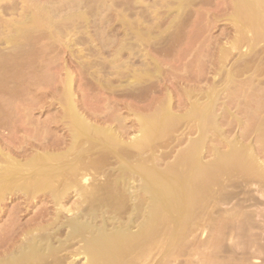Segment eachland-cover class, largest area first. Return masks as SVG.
<instances>
[{
    "label": "bare ground",
    "instance_id": "6f19581e",
    "mask_svg": "<svg viewBox=\"0 0 264 264\" xmlns=\"http://www.w3.org/2000/svg\"><path fill=\"white\" fill-rule=\"evenodd\" d=\"M113 1L114 0H112V2ZM134 1L139 2V0H134ZM177 1L178 2H175L177 3V5L175 4L176 6L173 7V9L176 10L177 12H180L182 11L181 8L183 7V5L186 2H189L190 0H177ZM77 2H80V4H82L81 1H77ZM231 3L233 5L232 9L234 12L232 11L233 13L230 17L231 18L230 20L235 23L234 25H236V28L238 29L239 32L238 34L241 35V39H244L247 42L246 44H248L247 46L248 50L246 52L247 55L248 54L252 55L251 53H253L254 49L257 47L258 50H262L261 47H264L263 46L264 45L263 44L264 0H233ZM55 7H58L60 9L61 6H55ZM74 10L75 9H73L72 11ZM176 14L177 17L180 15L179 13ZM82 15L80 16V18L83 17ZM40 16L41 15H39V17ZM39 17L37 18L40 19ZM43 17L45 16L43 15ZM48 20L49 19H45V22L43 23H46V21ZM38 24L36 25L38 26ZM59 25L62 24L60 23ZM154 28L155 27H153V30ZM131 30L129 31L131 32ZM138 30H139L138 32H140L141 34L139 33L137 34L139 35V38L141 36V39H139L136 33H134L137 32L135 30L132 32L135 34L134 36L136 38L133 37V33L131 32L132 38H135V41L138 38L140 42L141 41L147 42L148 44V41L145 40L143 41L142 38L144 35L147 34L148 36H144L143 39H146L145 37H147L146 40L148 39L152 40L151 33L154 31H150V29L148 30L149 32H151L149 33L151 37L148 38L149 34L147 33V30H144L143 32H141L142 30L140 29ZM161 33L163 32L161 31ZM251 34L252 36H250ZM160 35L161 34L156 36L160 37ZM125 36L126 37H124V39L126 38V40H128L129 42L130 36L127 37V34H125ZM157 39L160 38H156V40ZM132 40L134 39L130 38V42ZM135 41L132 42L136 44ZM245 41L242 43H245ZM241 42L238 44L240 45ZM123 43L126 44V42L121 43L123 48L125 49L124 47L125 44ZM260 43L262 44L261 46L259 45ZM128 44H130L131 47L130 45L126 44L127 47L129 46L130 48H126L125 52L124 50L122 51L121 49L118 50L119 51L121 50L122 52L127 54L126 51H128V49H130V51L134 49L133 51L136 53L137 51V49L135 51L136 46L132 43H128ZM137 44H142V43L138 42ZM257 44L260 46V48ZM143 46L140 45L141 48H143ZM102 47L100 48L103 49ZM119 47H121V45ZM143 50L142 51L138 50L137 53L138 52L140 53V51L143 52ZM121 51L120 54L118 53V51L116 54H118V56H121L122 55ZM130 51H128L129 57H131L130 54L134 53L133 51H131L132 53ZM249 51L251 53H248ZM262 52H264V48L263 51H260V54L258 55L262 56L261 55ZM255 53H257V51H255ZM244 55L243 57H246ZM260 56L259 57L257 56V58H261ZM134 57L136 56L131 57L130 58L131 60L129 59L130 61L128 60V58H126L127 61H129L128 64L129 67L127 66L128 63L127 61L123 62L122 65H120V68L121 66L124 68L123 64L125 63L127 66L125 69L122 70L120 69V71H118L119 67L117 66L118 72L116 71V74L119 73L118 75L119 77L115 74V72L114 74L117 76L119 80H124L122 79L123 76L121 77L120 74L122 73L121 75H125L124 74L126 72L125 70H127V68L131 69L132 66L131 64H134L133 63ZM92 63L90 64L91 66L87 65L88 67L87 66L86 67L88 69L92 67L96 68V66L99 67L98 66L99 64L96 65V63L95 64L93 63L94 66H92L93 65ZM152 63H150L151 66L147 63L150 66L148 67L149 70H146V68L144 69V67H146V62L144 63L145 64L144 67H142V65L141 67L147 73L150 72V69L151 71L152 69L153 71H155V68L153 66L155 65V67H158V65L157 64L152 65ZM260 63L258 64L260 65ZM102 65L100 64V66ZM261 66L260 67L257 66L259 69L257 68L256 70L257 71L260 70ZM111 67L112 66H110V68ZM101 68L103 69L101 70ZM94 69L92 68L90 70H93L95 72ZM129 69L128 72L126 73L131 72ZM157 69L158 68H156V71L153 72L154 74H152V76L154 75L155 78L157 77L159 78L160 76L159 74H157L159 72ZM99 70L103 71L104 67L102 66L99 67L98 69L96 68V71ZM114 70H116L115 67ZM134 70L136 73L133 72L135 74L133 73L130 74L131 75L133 74L134 77L137 78L140 77L141 73L140 74L138 73V75L136 76L137 71L136 69ZM257 71L255 73L259 74V71L258 72ZM147 73L145 75H143L144 73H142L141 79L144 76L146 77ZM150 74L147 75V78H145V80L147 79L146 80L147 82L152 80L150 79V77H148L151 76ZM258 74H256L255 76H257ZM67 76L68 77L66 78V81L63 83V94L61 98L62 108L59 112V115L56 116V119L51 120V117H48L47 119H45L46 121L44 120L45 122L40 124V126L36 124L35 127H32L33 131H30L32 135L28 137L27 136L22 137L23 140L24 139L25 140L22 141L21 143L19 141L18 144L14 142L13 139L17 135L13 137L12 139L13 142H11L12 140L3 142L4 138L0 139V221L3 220L4 217L5 218L7 217L4 228L0 230V233L4 237L1 241L2 242L4 241V243H6L8 240L12 238V243L11 245H9L10 248L7 251H5L2 257H0V264H75V261H72L73 257L79 258L81 256L84 257V259H86V263L84 264H139V262H141L142 260H148L150 257H152V254L155 251L154 249L157 250L158 246L159 247L163 246L165 248V252L168 257L174 252L177 253L179 251L182 252L183 250H185V248H187L188 246L187 239L189 235L192 236V233L195 230L199 229V227H202L201 224L199 226V223L200 222L202 223L206 217H207L206 219L210 217L212 218L214 215L213 213L214 210L220 208V206L222 205L231 204L233 203V201L236 202L235 205L234 204L232 205L233 207L232 211L228 212L225 210L227 212L225 214L229 216L228 218L230 219L232 218L231 223L229 222V224L234 225L233 228L235 229V234H237L238 236L237 239L239 243H241L240 245H242L241 248L244 250V252L247 251V254L244 257V259L242 258L243 260H239L240 261L239 263L264 264L263 261L264 224L262 222L263 225L262 224L260 225L257 220V218H261V219L264 218V208L263 209L260 208V206L263 203L262 200H259L261 199L260 197H258V200H256L254 196L251 194L252 192L250 193L248 191V189L251 186L253 187L256 186L257 187L256 189H258L257 191L259 192L260 196L262 197V199L264 198V160H262L264 154V116H262V114H261L262 118L258 119L260 121L259 124L257 123L254 131H252L251 133L253 134V136L255 135L254 136L255 137L254 139L256 141L255 144L258 145V147H256L257 149L255 147L253 148V146L250 143H247L246 141L247 138L249 137L248 135L251 132L249 128L248 129L250 132L247 130V128H244L245 130L243 129L241 130L242 133L240 132L241 135L240 134L236 135L230 139L228 137L229 136L228 133H231L230 132L232 131L231 128H233L234 125L241 127L244 125V123H242V120L239 119V116L238 118L237 116L235 117L234 114L236 112L232 114L230 110H226L225 108L222 109L221 107L222 110L218 109L221 110L222 113H220V115L217 114L218 113L217 103L220 97V90L218 89L220 87L217 89L216 85L218 83L216 82L217 84L215 83L214 85L216 87L215 90L211 88V91L209 89L208 92L209 91L210 92L206 94L204 92L203 93L201 92L202 95L205 94V96L208 98L207 99L204 96L208 100L204 103L205 105L201 106L202 102L200 103L198 100L199 95L195 93L197 95L195 96V98L197 97V100L195 102L192 101L194 102V104L192 103L193 106L192 105L190 106L191 110L188 113L185 112V114L183 115L181 114L177 115L175 111L173 112L172 111L173 109H171L172 108L171 106L173 104L170 103L169 100L166 103L165 100L167 101V99L163 100V102L165 103L162 102L164 106L161 107V110L158 109L160 111L156 109L158 112H156V110L155 111L153 110L154 113L152 114L149 113L150 115L148 116H139L137 118L138 135L135 136L134 137L135 139L134 140L132 139V141H130L129 143L128 141L127 143H124L119 136L121 131H123V127L121 128L122 130L118 131L120 132L118 134L116 132L118 129L115 130L114 126L113 128H111V126L110 127L108 126L104 127L105 125L101 126L102 124L101 120L103 121L104 118H107L106 116L99 121V123L101 124H98V122L96 123L97 121L96 119H95L96 121L93 120L95 122H92L90 120L92 119L91 116L95 115V113L89 114V116L91 117L89 118V116L88 117L86 116L88 114L82 113L80 109L77 108V104L75 102V96L72 90L73 79H71V75L70 77L69 74ZM99 76L101 77V75ZM129 76L130 75L127 74V78L131 80L129 83L128 81H126L127 79L124 80L125 82H127V84L133 82L132 80L133 77L131 78L130 76L129 78ZM262 76L258 79H253L250 85H252V87L261 88L263 90L262 93H264V73L262 74ZM228 77L229 76L226 77L227 78V80H225L226 82L228 81ZM117 78L116 80H118ZM137 78H135V82H133V84L137 83L138 85V81H136ZM141 79L139 81H141L142 83L143 80ZM232 79L234 78L230 77L228 81V83L231 84L230 85L231 88L229 87V89H227L229 91L232 88H235L233 91H235L236 88H238V86L237 87L232 86L238 84L237 82L235 83V79L233 80V83L235 84L231 83ZM104 81H106L105 84L103 83ZM104 81L101 82L103 83V85H107V84L109 85L108 78H105ZM153 81L154 80H152V82ZM225 81L223 83L224 86L226 83ZM141 83L139 85H141ZM127 84L126 86H124L125 88L127 86H128L127 88H129L131 87L130 85H132V84L127 85ZM196 84L198 85V83ZM108 85L107 87H109ZM226 85L228 84L226 83ZM244 87L248 88V85ZM239 88L237 90H239ZM231 91L230 93H232ZM236 92L237 91H235V93ZM224 94H227L226 90ZM187 95H189V93ZM191 95L192 97H194V94L191 93ZM222 96L223 98L225 97V95L223 94ZM227 98L228 97H226V99ZM200 99L203 100V98L201 97ZM240 99L241 98H239V100ZM238 104L239 103H237L236 106ZM240 105L242 104L240 103ZM240 105H238L237 108H239ZM260 109L261 108H259V110L257 109L258 110L257 113H259V115L261 113ZM246 111H248V108L246 109ZM10 113L14 114L11 111ZM100 114L102 113L100 112ZM114 116H116V114L110 116V119ZM222 116L224 117V119H227V122L229 121L227 124L225 122V124L228 126V130L224 129V127L226 126L224 125L223 127L222 121L219 120V117L221 118ZM247 116L249 115H246V118L248 119ZM13 117L14 116L11 115L10 119ZM230 117L231 118L233 117L234 120L236 121L233 122L234 121L233 119H232L233 121L228 120ZM254 117L256 116L253 115V118ZM116 118H118L117 120L121 119L118 116ZM115 120L116 119H114L113 122H116ZM50 121H53V123ZM1 122H4V120L3 121L1 120ZM122 122L123 120L121 119L120 123ZM183 122L185 128L189 122H191L192 125L194 124L195 128L193 126L192 127L190 126L189 132H191L192 131L191 129L194 128L195 130H197L198 135L196 138L194 136V139H191V141L189 142V144L186 146L185 150H183L182 153L178 152L181 154L177 153V155L180 156L176 155L177 158L174 159L175 161L177 160L176 162L174 160H171L174 161L175 163L173 162L172 164H169L168 162H166L168 163L166 165L169 166L166 167L164 166V170H161L159 168H161L162 166L158 168L159 164H157V162L162 160H159L160 156L159 158L157 157V155L154 156V154L156 153L154 151L156 150L157 147L160 149V146L159 145L157 146L158 143L156 144L155 142L158 141L160 138L161 139L166 138L165 135L167 134L166 132H169L168 130H172L173 132L179 131L180 130L179 126L180 124L181 126H183L182 124ZM186 122L188 123L186 124ZM6 123L4 124L6 125ZM49 123L55 126L52 128V126L50 127ZM118 125L119 127L122 126L120 124ZM173 126L174 128L175 126H178L177 130L172 129ZM188 127L187 129L185 128L183 129L188 130L189 129ZM16 128L19 127H15L14 129ZM54 130L58 132H62L63 133L62 136H57L54 133ZM14 131L17 132L19 130L18 129L17 131L13 130L12 133L11 132L8 133L11 135L10 138H12V136L14 135L15 133ZM172 131L169 133H172ZM17 133L19 134V132ZM125 133L126 131L124 130V134ZM172 135H175V133L174 134L172 133ZM163 136L164 138H162ZM169 136L168 138H170ZM10 138L8 137V139ZM160 141L164 143L162 140H159V143ZM179 141L180 139L178 140V142ZM210 142H212L213 144L211 143V145H208V143ZM179 144L176 143V145ZM219 147L223 148V150L219 149ZM206 153H209L213 158L211 162L205 164L203 162V156H205ZM165 154L167 155V153ZM154 157L156 160L154 159ZM162 157L164 156L162 155ZM109 159L113 160V162L116 165H113L115 167L112 168L111 170L112 173L109 176H107L106 173H100V171L102 170L104 161L107 162L109 161L110 164L113 163ZM154 160L156 162H154ZM106 166H109V164H107ZM99 174H105L107 178H105V180L103 179L104 181L101 179L102 182H99L98 180ZM72 197L76 198V200L72 206H68V202ZM42 203H45L46 205L38 208L36 212H34L37 206ZM11 204H14L13 207H10ZM249 205L252 206L255 205L259 211L257 212L256 210V212H251L248 211L247 209H244L247 208ZM226 207L227 206L223 208L226 209ZM222 217H224V215ZM211 218L209 220H211ZM211 221L209 222L211 223ZM210 223L203 224L202 228L205 229L206 226L211 225ZM229 224L226 223L225 225L229 226ZM204 225L206 226L204 227ZM183 229H185V231L187 230L186 231L187 234H185L186 238L183 237L184 239H181V236L185 233ZM228 229L229 228H227L226 230ZM234 229H232L233 232ZM179 232H181V234H179ZM220 236L223 235L220 234ZM223 237L225 238V236ZM218 240L220 241L221 239ZM172 243H176V244L171 246ZM170 248L172 251L170 250ZM161 249L163 248H160L159 250L161 251ZM169 251L170 254H167ZM225 252L231 253L233 252V250L228 247V249H226ZM197 254L198 253H196L195 255ZM232 254L233 253H231V255ZM225 255L227 256V254ZM70 256L72 258L71 262H69ZM172 256L175 257L178 255L176 254L175 256L174 255ZM241 256L242 255H240V257ZM154 257H156V255ZM234 257L236 258L237 255ZM145 262L147 263V261ZM145 262H143L142 264H144ZM218 263L216 262V264Z\"/></svg>",
    "mask_w": 264,
    "mask_h": 264
},
{
    "label": "rangeland",
    "instance_id": "374dc122",
    "mask_svg": "<svg viewBox=\"0 0 264 264\" xmlns=\"http://www.w3.org/2000/svg\"><path fill=\"white\" fill-rule=\"evenodd\" d=\"M77 1H81L82 4H80V2H77ZM232 1L233 0H224V1L223 0H194V1L190 0L189 2H186L183 5V7L181 8L182 11L179 10L181 12L180 13L173 9V7L177 5V3H175V2H178L177 0L175 1L174 0H166V1L164 0H141L140 1L139 0V2L141 3L136 2L134 0H114L113 2L112 0H75V1L74 0H56V1L55 0H0V111L3 109L0 112V115H1L0 124L1 123L4 124L8 122L6 123V125L1 124L0 126V136H1L0 139L4 138L3 142L4 141L6 142L9 140H12L13 137L17 135L16 137H14L13 140L16 144H18L19 142L21 143L22 141L25 140V139L23 140L22 137H25V136L28 137L32 135L30 131H33L32 127H35L36 124L40 126V124L45 122L46 121L45 119H47L48 117H51V120L56 119V116L59 115V112L62 108L61 98L63 94V83L66 81V78L68 77L67 75L69 74V77L71 75V79H73L72 80L73 81L72 90L75 96V102L77 104V108H79L82 113L88 114L86 115L87 117L89 116V114L95 113V115L91 116L92 119L90 120L92 122H95L97 120L96 123L98 122V124H101L99 123V121L106 116L107 118H104L103 121L101 120L102 122L101 126H104V125H105L104 127L111 126V128H113L114 126L115 130L118 129L116 131L118 134L120 133L118 131L122 130L121 128L123 127V131H121L122 134L120 133L121 135L119 134V136L124 143H127V141L129 143L130 141H132V139L133 140L135 139L134 138L135 136L138 135L137 118L139 116H148L154 113L153 110L154 111L156 109L161 110V107L164 106L163 103L165 102L167 103L168 100L170 101V103L173 104V105L171 104L172 105L171 109H173L172 111L173 112L175 111L177 115L178 114L183 115L185 114V112L188 113L191 110L190 106L191 105L193 106L194 102L197 100V97L195 98V96H197L196 94L199 95L198 96L199 102L200 103L202 102L201 106H204L205 105L204 103L208 101L207 100L208 98L205 96V94L209 93L211 91V88L215 90L216 87L217 89L220 87L218 89L220 90L219 100L221 99L222 101L220 100L221 101L220 102L218 100V103H217L218 113L217 114L220 115V113H222L221 110L225 108L226 110H230L232 114L236 112L234 114L235 117L237 116L238 118L239 116V119H241L242 123H244V125L241 127L234 125L233 128H231L232 129V131H230L231 133H228L229 134L228 137L231 139L236 135H239V134L241 135L242 133L241 130H243L244 128H247L248 131L249 129L251 131V132L249 131L250 134L248 135L249 139L247 138L246 140L247 143H250L253 146V148L258 147V145L255 144L256 142L254 139L255 135L253 136V134L251 133L252 131H254L257 123L259 124L260 121L258 119L264 116L263 115L264 114L263 112L264 110L263 108L264 107V101H263L264 95L263 94L264 93H262L263 90L261 88L252 87V85L250 84L253 79L260 78L262 74L264 73L263 72L264 52H262L263 54L261 53L263 57L258 55L260 54V51H263L264 47H261L262 50H258V47L255 48L257 50L254 49V52L252 51L254 54L249 51L248 53H251L252 55L248 54L249 55L248 57L246 53L248 50L247 49L248 44H246L247 42L244 39H241V35L238 34L239 33L238 29L236 28V25H234L235 23L230 20L231 19L230 17L232 13L234 12L232 9L233 7L231 3ZM55 2L59 4H56ZM83 2L86 4H84ZM135 2L139 4H136ZM75 4L78 6H76ZM55 6H61V7L59 9L58 7H55ZM62 8L66 11H64ZM73 9L75 10L72 11ZM68 12L70 13V15ZM176 13H179L180 15L177 17ZM46 14H49V15H46ZM79 14L80 16L82 14L84 15L86 14V15L85 17L84 15H82L84 18L83 17L80 18ZM39 15L41 16L39 17ZM43 15L45 17H43ZM37 17H39L40 19H38ZM30 18L34 22L31 21ZM45 19H49V20L46 21V23H43L45 22ZM54 21H57V22H54ZM153 21H156V22H153ZM60 23L62 25H59ZM36 24H38V26ZM132 27L134 28L135 31H137L134 33H136L138 38H139V35L137 33L141 34L140 32H138L139 31L138 29L142 30L141 32H143L144 30H147L148 34L151 33L148 31L149 29L150 31H154L152 32L153 35L151 33V36L154 39L150 36V34L148 38L151 37L152 40L150 39L146 40L147 37H145L146 39H143L144 36H148V35L147 34L144 35L142 33L144 35L142 40L148 41V44L147 42H142V41L140 42L138 38H137L138 42L142 44H137L138 42L137 40L135 41L136 37L134 36L135 34L132 32L134 31ZM153 27H155L154 30H153ZM129 30H131V32L133 33V37L135 38H132V34ZM161 31L163 33H161ZM125 34H127V37L130 36L131 39H134L132 41L133 42L135 41L137 45L134 44L132 41L130 42V38H129V42L128 40H126V38L124 39V37H126ZM155 34L156 35L161 34L162 36L160 35V37H158ZM250 36H252V34ZM156 38H160V39L156 40ZM139 39H141V36ZM123 40H126V41H123ZM242 40H244L245 43H242L244 42ZM122 42H126L127 45H130L128 43L134 44L136 46L135 51L136 49L137 51L138 50L142 51L144 49L143 52L141 51L140 53L138 52L139 54L137 53V51L135 53L133 51L134 49L131 50L134 52L133 54H130L131 57L133 56H136V57L133 58L134 64L130 63L132 65L131 66L132 70L127 68V70H125L126 72H128V69H129L131 71L130 73H133L135 72L134 69H136L137 71L136 76L138 75V73L139 74L144 73L143 75H145L147 72H145L142 68L145 65L144 63L146 62V67H144V69L146 68V70H149L148 67L151 66L150 63L155 62V63H152V65L154 64L158 65V67H155V65L153 67L155 68V71H156V68H158L157 70L159 72L157 71L158 73L157 72L156 73L160 75L159 78L157 77L158 76L157 74H156L157 76L155 75L157 78H155L154 75L152 76V74H154L153 72L155 71H153V69L151 71L150 69V72H148L147 75L151 73L150 74L151 76H148V77L154 80L153 82L152 80L149 81V78H148V81L150 83L146 81L147 79L145 80V78H147V75L146 77L144 76L141 79V74H140V77L138 78L143 80L142 83L144 84H142L141 81H139L140 79H138L137 77H134L133 74H135L136 72L133 73L132 74L133 76H132L130 73H126L125 71H123L125 72L124 73L125 75H121L122 73L120 74L121 77L123 76L122 79L124 80L127 79L126 81H128L129 83L131 81L130 79L127 78V74H129L131 78L133 77L132 78L133 82H135V78H137L136 81H138V85L140 83L141 85L138 86L137 83H134L135 84L134 85L133 82H131L130 84L132 85H130V84H127V82H125L124 80H119L117 78L119 73L116 74V71L118 69H119L118 71H120V69L121 70L125 69L129 64V61L131 60L130 59L131 57H129V53H128L130 49L126 51L127 54L124 53L126 48H130L131 45L130 47L129 46L127 47V45L123 43L126 45V46L124 45L125 47L124 49L121 44ZM240 42L241 44L239 45L238 43ZM143 43L144 44L146 43V44L144 45ZM120 45L123 49L119 47ZM140 45L142 46L144 45L143 48H141ZM259 45L261 46L262 44L260 43ZM100 47H102L103 49H101ZM118 49H121L122 51L124 50V52L120 50L123 57L122 55L118 56V54H116L117 51L120 54V51ZM255 51H257V53H255ZM243 53L246 55H244ZM243 55L246 57H243ZM257 56L258 57L260 56L262 60L261 58H257ZM126 58L130 60L127 61ZM99 59H102V60H99ZM89 61L91 63L93 62L94 64L96 63V65L99 64L98 65L99 67L103 66L104 70L101 71L103 69L101 68V70L96 71V68L97 69L99 68L96 65H95L96 68L92 67L93 69L95 68L94 69L95 72L93 70H90L92 68L88 69L87 65L91 66L90 65L91 63ZM126 61L128 62L127 66L124 63L123 64L124 68L122 66L120 68V65H122V63ZM257 61L258 63L261 62L260 65L257 63ZM86 62H89V63H86ZM94 64L92 66H94ZM100 64L101 65L103 64V65L100 66ZM221 65L222 66L225 65V66L222 67ZM110 66H112L113 68L112 67L110 68ZM257 66L259 67L261 66V69L258 70L259 74L255 73L257 71L256 69L258 68ZM114 67L116 68V70H114ZM260 71L262 72V74ZM114 72L117 76L114 74ZM112 74H114L115 76ZM256 74L258 75L255 76ZM99 75H101V77ZM227 76H229L228 81L230 77L231 78L233 77L235 79V83L236 82L238 83L232 86L234 87L238 86V88L241 86L242 88H244L242 89L240 87L242 91L240 88L239 90H237L238 88H236L235 91H237L236 92L237 95L235 91H233L235 88H232L231 89L232 91L230 90L232 93H230V91L227 90L229 89L231 85L228 83V81L227 82L225 81L227 80L226 78ZM105 78L109 79L108 81L109 85L107 84L109 87H107V85H103V83L104 84L106 83V81H104ZM116 78L118 80H116ZM234 79H232L231 83H233ZM262 79H263V76H262ZM101 80L104 82L101 83L102 82ZM224 81L228 84L226 85L225 83L226 87L223 84ZM196 83H198V85ZM215 83L217 84L216 87L214 86ZM126 84L130 85L131 87L127 88L128 87L127 86L125 88L124 86H126ZM247 85L249 89L251 87L250 90L244 87ZM209 89L210 91L208 92ZM224 89L226 90L227 94H224L225 93ZM246 89L248 90V92ZM201 92L202 93L204 92L205 94L202 95ZM188 93L189 95H187ZM191 93L194 94V97H192ZM222 94L225 95L224 98ZM190 95L192 99L190 98ZM231 96H233L234 98ZM200 97L203 98V100L200 99ZM226 97L228 98L226 99ZM239 98L241 99L239 100ZM165 99H167V101ZM243 99H245L246 101ZM163 100H165V102H163ZM237 103H239L238 105H240L241 103L244 107L240 105L239 106L240 109L237 108L238 106V105L236 106ZM247 108H248L249 113L248 111H246ZM259 108L262 109V110L260 109L261 111L260 115L259 113H257ZM218 109H221V110H218ZM101 110L105 112H102ZM157 110L156 112L160 111V110L158 111ZM10 111L13 112L14 114L10 113ZM92 111H95V112H92ZM100 112L102 114H100ZM115 114H116V116H114L115 118L112 117L110 119V116H113ZM11 115L14 117L10 119ZM246 115H249L247 116L248 119L246 118ZM253 115L256 117L253 118ZM117 116L123 120L122 123H120L121 119L117 120L118 119L116 118ZM91 117L89 116V118ZM221 118L219 117V120L222 121L223 127L224 125L226 126L224 127V129L228 130V126L226 124L229 121L227 122V119H224V117L222 118V120ZM112 119L113 120L116 119L115 121L117 123L113 122ZM232 119L234 120L233 117L232 118L230 117L228 120L233 121ZM1 120L2 121L4 120V122H1ZM235 121L236 120H234L233 122ZM50 122L53 123V121H50ZM187 123L188 122H186V124ZM118 124L122 126L119 127ZM182 124L183 126H181V124L180 126L177 124L180 128V130L177 132L168 130L169 132L172 131L173 134L175 133V135H172V133L166 132L167 133L166 134L167 136L165 135L166 138H164L163 136L162 138L164 139H161V138L159 139L164 142L162 143L160 141V143H162L163 145L159 143V140L155 142L156 144L158 143L157 146L158 145L160 146V149L158 147L156 148L155 146L156 150L154 152L156 153L154 154V156L157 155L158 158L160 156L159 160H162V161H158L159 163L157 162V164H159L158 168L161 166L163 167V168L162 167L159 168L161 170H164V166L165 167L169 166L166 164L168 163L172 164L175 161L174 159L177 158V156H180V155H177V153L178 152L182 153L183 150H185L186 146L191 141V139H194V136L196 138L198 135L197 130L194 129L195 128L194 124L192 125V123L189 122L186 125V128L184 127L185 126L184 122ZM49 125L50 127L52 126V128L55 126L53 124L51 125L50 123ZM178 126H175L176 129L173 126L172 129L177 130ZM190 126L194 127L193 129H191L193 132L192 131L189 132ZM15 127H19V128L14 129ZM187 127L189 129L185 130L187 129ZM17 129L19 131H17ZM5 130H8V131H5ZM13 130H16L17 132H19V134L14 131L15 132L14 135L12 136V138H10L11 135L8 133L10 132L12 133ZM124 130L126 131L125 134H124ZM54 133L57 136H62L63 134L62 132H58L56 130H54ZM169 135H172L173 138L172 136H169ZM168 136L171 139L168 138ZM8 137L10 139H8ZM176 138L178 140L180 139V141L178 142ZM13 140L11 142H13ZM174 141L180 144L176 145ZM211 143L212 142L208 143V145H211ZM219 149L223 150V148L221 147H219ZM165 153H167V155ZM181 153H178V154H181ZM208 154L209 153H206L205 156H203V162L205 164L211 162L213 158L210 154L209 155ZM162 155L164 157H162ZM263 158H264V154H263L262 160H264ZM155 160L154 162H156ZM171 160H174V161H171ZM110 161L113 162V160H110ZM107 164H109L110 168L109 166H106ZM111 164L109 163V161L108 162L104 161L102 170L100 171V173H106V175L109 176L112 173L111 171L112 168L115 167L113 165H116L114 162ZM107 176H105V174H99L98 176L99 182H102L103 179L105 180ZM252 187L253 186H251L248 189V191L250 193L252 192L251 194L254 196L256 200H258V197L261 198L259 200H262L263 204L260 206V208L263 209L264 208V200H263L264 198L262 199L259 192L257 191L258 189H256L257 188L256 186H254L253 188ZM75 200L76 198L72 197L70 201L68 202V206H72ZM235 202L236 201H233V203L231 204L222 205L220 206V208H217L216 210H218L219 213L218 211L214 210L213 211L215 215V216L213 215L214 218L210 217L213 222L209 220L210 218L206 219L207 217L205 218L204 221L202 220L203 222L202 223L200 222L199 226L201 224V226L203 227V224L210 223L209 221H211L210 223L211 225L209 226L204 225V227L206 226L205 229H203L202 227H199V229L195 230L192 233L193 237L189 235L187 239V241L189 242V243L187 242L188 246L182 252L181 251L177 253L174 252L173 254L167 257L165 248L163 246H160V247L158 246L157 250L154 249L155 251L152 254V257H150L148 260H142L141 262H139V264H142L145 261H147V263L145 262L144 264H166V263L167 264H211V263L216 264V262L217 263L219 262L218 264H229V263L238 264L240 262L239 260L244 259V257L247 254V251H245L246 252L245 253L244 250L241 248L242 245H240L241 243H239L237 239L238 236L237 234H235V229L233 228L234 225L229 224V222L231 223L232 218L231 219L228 218L229 216L225 214L227 213L226 211L228 212L232 211L233 209L232 205L233 204L235 205ZM13 205L14 204H11L10 207H13ZM44 205L46 204L45 203L39 204L37 208L34 210V212H36L38 208L43 207ZM48 206H51V205H48ZM225 206H227L226 209L223 208ZM251 206L252 205H249L247 208H244V209H247L248 211H251V212H256V210L257 212L259 211L255 205L252 207ZM223 215L224 217H222ZM263 219L264 218L262 219L257 218L260 225L262 224V222L264 224ZM6 220H7V217L6 218L4 217L3 220L0 221V230L4 228L6 224ZM220 220H223V221H220ZM226 223L229 224V226L225 225ZM230 225L232 229H234V232L232 231ZM227 228L229 229L226 230ZM185 229H183L185 233L181 236V239L186 238L185 234H187L186 233L187 230L185 231ZM230 230L232 234L230 233ZM218 231L220 232L222 231V232L220 233ZM181 232H179V234H181ZM220 234L225 236V238L223 236H220ZM225 234H227L228 236ZM3 238L4 237L0 233V257H2L5 251H7L10 248L9 245H11L12 243V238L8 240L6 243H4V241L3 242L1 241ZM218 239H221V240L219 241ZM222 239H223V242H222ZM174 244L176 243H172L171 246ZM235 244L238 246H236ZM228 247L233 250V252H231L233 253L232 255L231 253L225 252V250L228 249ZM160 248H163L164 250L161 249L160 251L159 250ZM194 253L195 254L198 253V254L195 255ZM167 254H170V251ZM176 254L178 256H175ZM225 254L229 256L227 257ZM235 254L237 255L236 258L234 257L236 256ZM155 255L156 257H154ZM172 255H174L176 258L173 257ZM240 255L242 256L240 257ZM69 258H70L69 262H71V259H72L71 256ZM74 258H77V259H74ZM73 259L72 261H75V264L86 263V259H84V257L82 256L79 258L73 257ZM263 261H264V258H263Z\"/></svg>",
    "mask_w": 264,
    "mask_h": 264
}]
</instances>
